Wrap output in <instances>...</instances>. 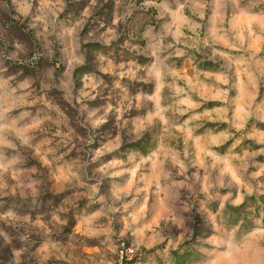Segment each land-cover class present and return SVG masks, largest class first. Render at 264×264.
<instances>
[{"label":"rangeland","instance_id":"obj_1","mask_svg":"<svg viewBox=\"0 0 264 264\" xmlns=\"http://www.w3.org/2000/svg\"><path fill=\"white\" fill-rule=\"evenodd\" d=\"M0 111V264H264V0H0Z\"/></svg>","mask_w":264,"mask_h":264},{"label":"built area","instance_id":"obj_2","mask_svg":"<svg viewBox=\"0 0 264 264\" xmlns=\"http://www.w3.org/2000/svg\"><path fill=\"white\" fill-rule=\"evenodd\" d=\"M119 256L121 259L126 258L130 253H134V248L133 247H129V246H125L122 245L119 250Z\"/></svg>","mask_w":264,"mask_h":264},{"label":"clouds","instance_id":"obj_3","mask_svg":"<svg viewBox=\"0 0 264 264\" xmlns=\"http://www.w3.org/2000/svg\"><path fill=\"white\" fill-rule=\"evenodd\" d=\"M5 119V113L4 111H0V129L4 127L3 121Z\"/></svg>","mask_w":264,"mask_h":264},{"label":"trees","instance_id":"obj_4","mask_svg":"<svg viewBox=\"0 0 264 264\" xmlns=\"http://www.w3.org/2000/svg\"><path fill=\"white\" fill-rule=\"evenodd\" d=\"M90 46H93L94 48H101V49L106 48V46H103L99 43H91Z\"/></svg>","mask_w":264,"mask_h":264}]
</instances>
